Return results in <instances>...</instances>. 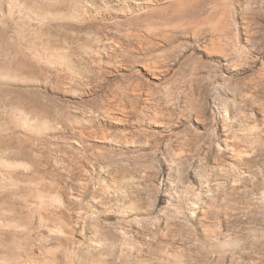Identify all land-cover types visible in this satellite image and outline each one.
<instances>
[{"label": "rangeland", "instance_id": "374dc122", "mask_svg": "<svg viewBox=\"0 0 264 264\" xmlns=\"http://www.w3.org/2000/svg\"><path fill=\"white\" fill-rule=\"evenodd\" d=\"M202 1L0 0V264H264V0Z\"/></svg>", "mask_w": 264, "mask_h": 264}, {"label": "bare ground", "instance_id": "6f19581e", "mask_svg": "<svg viewBox=\"0 0 264 264\" xmlns=\"http://www.w3.org/2000/svg\"><path fill=\"white\" fill-rule=\"evenodd\" d=\"M165 2H167V1H165ZM159 3H161V0H143V2H139L138 0H134V3L127 6L126 11L128 13L139 12V11H143L149 7H152L153 5L156 6ZM194 8H198L200 10V22H197L196 25H204V26H207L209 29H212V30L216 29V24L214 23V18H216L217 14L219 13V11L221 9L217 0H203L201 4L197 5ZM234 45H235V43H234ZM205 49L209 50L211 52L214 51V52H223L224 53L227 51L226 47L223 46L217 39H214V38L210 39L206 43Z\"/></svg>", "mask_w": 264, "mask_h": 264}]
</instances>
